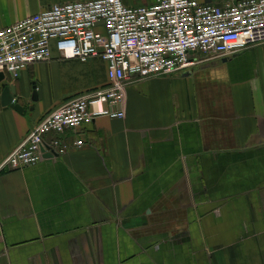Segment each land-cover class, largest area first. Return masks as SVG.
<instances>
[{
  "label": "crops",
  "instance_id": "obj_1",
  "mask_svg": "<svg viewBox=\"0 0 264 264\" xmlns=\"http://www.w3.org/2000/svg\"><path fill=\"white\" fill-rule=\"evenodd\" d=\"M72 1L0 0V29ZM107 82L102 58L55 47L1 80L0 163L47 112ZM3 84L23 111L1 104ZM67 137L85 144L0 172V264H264V43L129 83L123 119Z\"/></svg>",
  "mask_w": 264,
  "mask_h": 264
},
{
  "label": "built area",
  "instance_id": "obj_2",
  "mask_svg": "<svg viewBox=\"0 0 264 264\" xmlns=\"http://www.w3.org/2000/svg\"><path fill=\"white\" fill-rule=\"evenodd\" d=\"M264 43V0L224 5L198 0H79L51 6L0 29V72L12 78L29 66L62 59L102 58L108 82L47 112L0 163V172L36 165L85 144L67 133L98 118L123 119L129 83L193 70L204 58L230 56Z\"/></svg>",
  "mask_w": 264,
  "mask_h": 264
},
{
  "label": "water",
  "instance_id": "obj_3",
  "mask_svg": "<svg viewBox=\"0 0 264 264\" xmlns=\"http://www.w3.org/2000/svg\"><path fill=\"white\" fill-rule=\"evenodd\" d=\"M4 78H5V74L0 72V81L3 80ZM3 87H4V90H3V93L1 96V104L3 106L14 107L15 109H17L20 112L23 111V106H21L19 103L14 102V94H15L14 86H9V85L3 84Z\"/></svg>",
  "mask_w": 264,
  "mask_h": 264
},
{
  "label": "bare ground",
  "instance_id": "obj_4",
  "mask_svg": "<svg viewBox=\"0 0 264 264\" xmlns=\"http://www.w3.org/2000/svg\"><path fill=\"white\" fill-rule=\"evenodd\" d=\"M73 149V148H72Z\"/></svg>",
  "mask_w": 264,
  "mask_h": 264
}]
</instances>
